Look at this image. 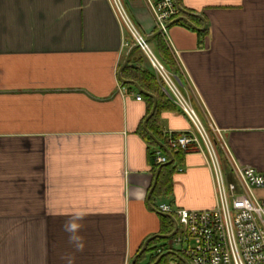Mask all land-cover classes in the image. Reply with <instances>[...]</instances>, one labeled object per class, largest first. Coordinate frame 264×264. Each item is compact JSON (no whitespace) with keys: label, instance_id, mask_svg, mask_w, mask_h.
I'll return each mask as SVG.
<instances>
[{"label":"crops","instance_id":"0c3cea01","mask_svg":"<svg viewBox=\"0 0 264 264\" xmlns=\"http://www.w3.org/2000/svg\"><path fill=\"white\" fill-rule=\"evenodd\" d=\"M124 1L159 54L166 40L150 7ZM179 2L166 42L176 69H168L214 138L210 124L220 129L225 171L228 149L264 172V0ZM141 56L110 0H0V264H132L155 235L171 237H159L154 264L185 259L172 242L183 228L159 206L215 207L214 171L202 144L180 160L170 193L152 202L156 174L174 156L159 145L169 161L150 155L141 126L152 96L120 80H132L129 65ZM142 65L155 73L147 58ZM173 104L161 131L198 134ZM162 217L172 233L162 232Z\"/></svg>","mask_w":264,"mask_h":264},{"label":"built area","instance_id":"2783aa9c","mask_svg":"<svg viewBox=\"0 0 264 264\" xmlns=\"http://www.w3.org/2000/svg\"><path fill=\"white\" fill-rule=\"evenodd\" d=\"M145 1L152 11L156 28L167 42L170 23L180 13L176 0ZM110 2L135 44L149 60L163 92L190 118L197 130L198 134L167 132L169 145L174 150L189 152L202 149L203 144L212 162L217 195L215 207L190 210L165 203L159 206L161 212L175 214L183 228L182 234L173 241L181 246L189 264H264V196L258 194L264 190V172L238 163L228 149L231 169L229 173L225 171L220 157L224 144L217 147L218 141L222 142L220 129L210 124L216 135L214 138L183 92L180 77L168 69L149 40L136 28L125 1ZM137 99L141 100L142 96L138 95ZM154 157L157 164L169 161L160 149H156ZM170 264L182 262L173 260Z\"/></svg>","mask_w":264,"mask_h":264},{"label":"trees","instance_id":"16d2710c","mask_svg":"<svg viewBox=\"0 0 264 264\" xmlns=\"http://www.w3.org/2000/svg\"><path fill=\"white\" fill-rule=\"evenodd\" d=\"M158 50H159V54H160V56H159V54H158V56L164 62V64L169 69L175 70L176 69L175 68V61H174V58L172 56L171 50L162 38L159 39ZM145 60H146V57L141 56V57H138L134 61L133 64L131 63L129 65V68L133 72L131 74L130 78L132 80L138 82L142 86V88L146 89L147 91L154 93L157 96V98H158L157 108H156L155 114L148 121V128L158 139H160L162 142H164L170 148V150L172 151L173 156H174L172 163L165 165L161 168L156 188L153 191V194L151 196V199L153 202V201H155L156 197L161 196V195H167L170 193V190H171L172 185H173V176L177 172V169L179 167V162L183 158V156L186 152L183 151L182 149H178V150L172 149L168 143L167 137L161 131L159 125L157 124L158 119L164 110H173L176 107L172 103V101L167 97V95L163 92V90L161 88V84H160L159 79L157 78L156 74L153 73L149 68H145L142 65L145 62ZM146 97L148 98V100L150 102V107L148 110V113H149V112H151V109L153 106V98L149 97V96H146ZM144 120H145V118H144ZM144 120L142 121L141 128L143 130L144 137L148 141L150 155L154 156L156 149H159L160 147L147 134L145 128L143 127ZM160 149L163 150L162 148H160ZM164 154L169 158V156L166 152H164ZM157 169H158V167L156 168V170ZM162 220H163V223L166 224V226H164V228H162V232H164L166 234L172 233L174 230V223L172 222V220L168 217H162ZM159 241H163V239L157 238V239H154L153 241H151L149 243V245H148L147 249L144 251V253L139 256V258L137 260V264L139 261H143L146 257H148V262L146 264H154L158 260V258L161 254L160 255H153V254H151V252L156 247L155 244ZM171 257H172L171 255L163 257L159 261L158 264H161L164 260H167L168 258H171ZM176 260H180V259L176 258ZM182 264H185V263L182 262Z\"/></svg>","mask_w":264,"mask_h":264},{"label":"water","instance_id":"95a60500","mask_svg":"<svg viewBox=\"0 0 264 264\" xmlns=\"http://www.w3.org/2000/svg\"><path fill=\"white\" fill-rule=\"evenodd\" d=\"M176 3H177V6L179 7V9L181 10H184L181 6H180V2L179 0H176ZM192 25V24H191ZM193 27H195L194 25H192ZM196 28V27H195ZM160 33V32H159ZM128 63V61H126L125 65ZM124 65V67H125ZM122 71V69L120 70V72ZM120 80L123 84H127V83H131V84H134L141 92H143L144 94H148L150 96L153 97L154 99V104H153V107H152V110L151 112L148 114V116L146 117V119L144 120V127L146 129V131L148 132L149 136L153 139L154 142H156L160 147L164 148L168 154L170 155V157H172V154L171 152L169 151L168 149V146L162 142L161 140H159L148 128V121L150 120V118L155 114V111H156V108H157V104H158V100L156 98V96L152 93H148L147 91H145L137 82L133 81V80H125L122 78L121 76V73H120ZM173 160H171L172 162ZM170 162V163H171ZM159 173H160V169L158 170L157 174H156V178H155V181H154V185H153V188L151 190V192L153 191L154 187L156 186V183H157V180H158V176H159ZM160 214L164 215V216H169L173 222L176 224V227L179 225L178 223V220L176 218H174L173 216H171L170 214L168 213H164V212H161ZM174 235V234H173ZM169 238L171 237L170 235L169 236H163V235H155V236H151L150 238H148L145 242H144V245L142 247V249L138 252L137 256H135V258L133 259V262L132 264H135L136 260L138 259V257L144 253V251L147 249L149 243L156 239V238ZM182 261L185 263V264H189V262L186 260V259H183L182 258Z\"/></svg>","mask_w":264,"mask_h":264},{"label":"clouds","instance_id":"9594fccd","mask_svg":"<svg viewBox=\"0 0 264 264\" xmlns=\"http://www.w3.org/2000/svg\"><path fill=\"white\" fill-rule=\"evenodd\" d=\"M69 231H75L78 228L76 224H70L66 226ZM82 248V245L80 246Z\"/></svg>","mask_w":264,"mask_h":264},{"label":"rangeland","instance_id":"374dc122","mask_svg":"<svg viewBox=\"0 0 264 264\" xmlns=\"http://www.w3.org/2000/svg\"><path fill=\"white\" fill-rule=\"evenodd\" d=\"M258 194H259V193H258ZM259 195H260V194H259ZM172 242H173V244L175 243L173 240H172ZM176 245H177V244H176ZM177 246H178V245H177ZM177 246H176V247H177Z\"/></svg>","mask_w":264,"mask_h":264}]
</instances>
